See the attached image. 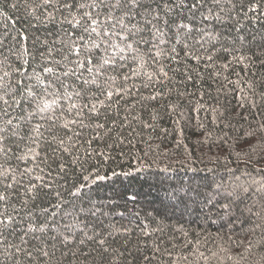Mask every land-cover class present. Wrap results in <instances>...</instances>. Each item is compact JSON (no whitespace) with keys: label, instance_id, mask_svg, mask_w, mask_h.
I'll list each match as a JSON object with an SVG mask.
<instances>
[{"label":"snow or ice","instance_id":"6c2138e0","mask_svg":"<svg viewBox=\"0 0 264 264\" xmlns=\"http://www.w3.org/2000/svg\"><path fill=\"white\" fill-rule=\"evenodd\" d=\"M9 12L27 27L0 28V264H210L213 248L264 264V0H0ZM165 117L177 149L195 127L207 152L162 165L178 156L153 147ZM205 157L212 177L164 205L197 228L93 195Z\"/></svg>","mask_w":264,"mask_h":264},{"label":"trees","instance_id":"16d2710c","mask_svg":"<svg viewBox=\"0 0 264 264\" xmlns=\"http://www.w3.org/2000/svg\"><path fill=\"white\" fill-rule=\"evenodd\" d=\"M15 21V27L18 29H24L27 27V23L22 15V13H13L9 12V19L5 20L3 16H0V28L3 27L4 24H7L9 29H12L13 24L12 22ZM204 114H202L203 116ZM161 127L168 129L170 135L164 137L163 140H153V147H155L157 144L160 145V149H171L175 151L178 156L169 155L168 158H162L161 163L166 164L170 160H175L177 158L183 159L187 153L185 152V147L187 148L188 152H191L194 158H198L202 155V153L207 152V146L201 147L197 141L201 137L200 131H198L195 127H185L184 133H183V141L184 144L177 149L176 148V142L181 137L177 132H174L173 129L175 125L172 123L171 120H169L167 117H165L161 122ZM158 134L160 136H164L162 132H159ZM156 135V134H154ZM141 147H144V145H140ZM213 152H215V149H213ZM205 163H201L199 159H195L194 167L201 169L198 173H193L191 171H187L184 168H181L179 165L173 163V168L175 171L169 172V173H160V176H167L169 177L168 180H166L163 184L160 183V180L158 179V175L154 172H146V173H136L132 177H117L115 179V183L112 181H106L102 182L101 187L96 190L93 195L96 199L101 201H107L109 198H115L117 201L119 207L116 208V211H131L136 212L139 211L141 214V219L144 218L145 213L147 212H153V214L156 213V211L161 212L162 214H166V220L165 223L168 226L173 225H180L183 224L186 228H197V223H193L192 221L196 220L195 216L189 217L187 215L181 217L180 212L176 210L175 212L171 208H165L164 205L169 203L168 196L171 191L170 185L173 183H176L179 180H183L185 183H187L188 178L192 177L194 175H198L200 177L208 176L212 177V173H208L206 171H203L205 168V164H208L207 157L204 158ZM208 166H211L208 164ZM220 171L215 174L216 178L219 177H227V174L223 170V161H221L220 165ZM127 170V168H125ZM115 190V191H114ZM132 192L140 193L137 200L131 201L127 199V195H130ZM117 193L122 194L117 195ZM134 218V217H130ZM113 220L119 224H127V220H121L119 216H114ZM155 226V225H153ZM241 227H247V225H237L236 231L239 233V230ZM209 231L215 233L216 226H212ZM227 231V230H223ZM237 239L240 238L239 235L236 236ZM223 247H229V242L227 240L221 242ZM211 247V245H210ZM214 251L218 252V256L216 258H212L210 261V264H220V260L224 261V264H231V262L227 261V259L224 257L223 253H220L218 249L213 248ZM254 252L259 251L258 249H253ZM210 255V254H209ZM203 264V262H201Z\"/></svg>","mask_w":264,"mask_h":264}]
</instances>
